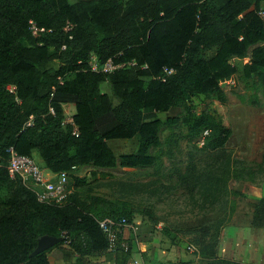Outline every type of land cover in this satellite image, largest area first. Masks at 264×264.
I'll return each mask as SVG.
<instances>
[{
    "label": "trees",
    "instance_id": "1",
    "mask_svg": "<svg viewBox=\"0 0 264 264\" xmlns=\"http://www.w3.org/2000/svg\"><path fill=\"white\" fill-rule=\"evenodd\" d=\"M262 8V0H0V264H51L49 254L57 248L74 264H129L132 256L131 247L128 253H109L99 225L107 218L130 222L129 212H108L96 198L87 206L73 190L65 206L40 203L19 175L10 174L11 147L39 156L46 173H66L68 182L81 187L87 181L76 174L85 167L158 169L163 128L182 122L191 140L204 139L203 153L218 155L202 170L190 162L180 183L213 202L226 198L233 161L225 151L232 130L208 113L183 120L159 115L200 95L223 100V86L239 74L264 84ZM30 21L51 32L34 37ZM68 22L74 28L66 32ZM93 54L102 63L117 57L138 67L94 73ZM107 83L120 101L117 106L102 91ZM65 106L76 109L75 126L66 124ZM135 139L137 151L118 160L111 143ZM154 149L160 150L152 154ZM254 217L256 227L264 228V199ZM216 226L195 230L201 234L202 264H243L218 257ZM45 238L60 243L35 255ZM99 256L106 260H92Z\"/></svg>",
    "mask_w": 264,
    "mask_h": 264
},
{
    "label": "rangeland",
    "instance_id": "2",
    "mask_svg": "<svg viewBox=\"0 0 264 264\" xmlns=\"http://www.w3.org/2000/svg\"><path fill=\"white\" fill-rule=\"evenodd\" d=\"M262 6L264 8V0ZM214 54L215 51L208 52L206 57ZM222 89L223 100L200 95L187 99L179 109L159 115L162 120L175 116L183 120L191 114L208 113L219 117L224 126L232 130L225 151L233 161L231 191L221 201L207 200L200 190L180 183L179 176L187 172L190 162H196L202 170L218 155L203 153L201 139L191 140L182 122L163 128L160 148L164 154L163 165L158 169L85 167L76 174L78 178H85V186L76 187L75 181L69 180V187L77 193L81 203L88 206L96 198L102 201L96 205L108 212L118 210L131 214V228L125 233L131 258L142 260L144 264H155L156 258V263L164 264L158 257L173 253L174 264L183 263L185 256H196V264H202L201 234L200 230H195L202 224L214 223L219 224L216 227L220 229L218 257L243 264H264V228L256 227L258 222L254 217L257 203L264 199V84L257 77L246 79L239 74L235 84ZM102 91L111 97L115 106L120 103L110 84H104ZM65 111L66 119L70 120L76 109L65 106ZM170 136L172 142H166ZM111 147L119 160L122 154L137 151L138 140L114 142ZM160 149L152 150V154ZM35 159L43 165L39 156ZM260 229L263 234L259 233ZM52 253L63 257L60 248Z\"/></svg>",
    "mask_w": 264,
    "mask_h": 264
},
{
    "label": "built area",
    "instance_id": "3",
    "mask_svg": "<svg viewBox=\"0 0 264 264\" xmlns=\"http://www.w3.org/2000/svg\"><path fill=\"white\" fill-rule=\"evenodd\" d=\"M259 16L264 19V10L259 12ZM74 28V25L70 22L67 23L65 31L69 32ZM30 31L32 35L36 38L41 37L47 32L45 28H40L36 22L30 21ZM90 70L94 73L102 74H113L115 72L125 70L127 68H137L138 62L136 61H121L118 62V58H111L106 62H100L99 58L93 54L89 61ZM147 66L143 67L146 69ZM166 75L173 73V70H165ZM161 79L163 82L166 81V77L162 76ZM235 81L228 83L227 85H233ZM14 90V88H12ZM66 124H71L75 126L73 118L66 120ZM32 122L28 124L31 126ZM78 128L74 130L75 135L78 134ZM208 132H205V135ZM204 144V139L200 141V146ZM10 161H9V170L10 174L14 177L19 175L22 179L23 184L33 191L42 204L51 205V206H65L68 203V200L72 194V190L69 188L68 175L66 173L55 175L46 173L45 170L36 162V159L21 155L17 152L14 147H11L9 150ZM100 228L107 235L109 242L108 252L115 254L118 249H121L125 253L130 251V245L128 239L124 237L128 228H131V222L127 219H113L107 218L99 221ZM66 245H70V241H66ZM132 264H144L141 261H134Z\"/></svg>",
    "mask_w": 264,
    "mask_h": 264
},
{
    "label": "crops",
    "instance_id": "4",
    "mask_svg": "<svg viewBox=\"0 0 264 264\" xmlns=\"http://www.w3.org/2000/svg\"><path fill=\"white\" fill-rule=\"evenodd\" d=\"M263 229H260V231H259V233L260 234H263L261 231H262ZM124 237L126 238V239H128L125 235H124ZM256 255L258 254V253H255ZM175 254H171V255H165V256H163V258L162 257H158V259L160 258V259H163V261H164V264H174L172 261H174V259H175ZM196 257V256H195ZM194 256L193 257H184V258H182V260L181 261H183V263H181V264H196V260L194 259L195 258ZM113 258H115V257H113ZM221 258V257H220ZM49 259H50V263L51 264H74V262H67V261H65L64 259H63V257H61V256H55L53 253L52 254H49ZM92 260L93 261H96V262H103V261H105L106 260V257L105 256H99V257H96V258H92ZM131 263H130V261H129V264H132L134 261H141V262H143L142 260H139V259H135L134 257L133 258H131ZM154 263L155 264H160V262H157L156 263V258L154 259ZM246 263V262H245ZM112 264H115V262H113L112 261ZM249 264V263H248ZM251 264V263H250Z\"/></svg>",
    "mask_w": 264,
    "mask_h": 264
},
{
    "label": "water",
    "instance_id": "5",
    "mask_svg": "<svg viewBox=\"0 0 264 264\" xmlns=\"http://www.w3.org/2000/svg\"><path fill=\"white\" fill-rule=\"evenodd\" d=\"M59 243H60V239L45 238L40 242V244H39V246H38V248L34 254L38 255L40 253L46 252Z\"/></svg>",
    "mask_w": 264,
    "mask_h": 264
}]
</instances>
